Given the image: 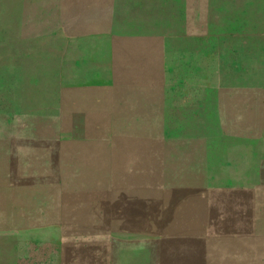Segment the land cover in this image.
<instances>
[{"label": "rangeland", "instance_id": "374dc122", "mask_svg": "<svg viewBox=\"0 0 264 264\" xmlns=\"http://www.w3.org/2000/svg\"><path fill=\"white\" fill-rule=\"evenodd\" d=\"M0 264H264V0H0Z\"/></svg>", "mask_w": 264, "mask_h": 264}]
</instances>
